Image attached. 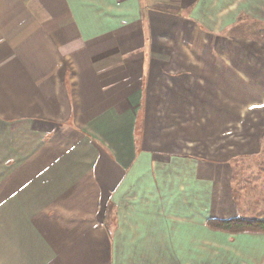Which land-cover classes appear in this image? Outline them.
<instances>
[{"label": "crops", "instance_id": "obj_1", "mask_svg": "<svg viewBox=\"0 0 264 264\" xmlns=\"http://www.w3.org/2000/svg\"><path fill=\"white\" fill-rule=\"evenodd\" d=\"M245 21L264 0H0V264H264V233L207 224L255 217Z\"/></svg>", "mask_w": 264, "mask_h": 264}, {"label": "rangeland", "instance_id": "obj_2", "mask_svg": "<svg viewBox=\"0 0 264 264\" xmlns=\"http://www.w3.org/2000/svg\"><path fill=\"white\" fill-rule=\"evenodd\" d=\"M241 26L240 33L234 37L238 40V50H233L229 43L228 56L230 61L236 62L242 59L248 66H251L257 60L262 59L264 29L261 28L263 26L248 21H245ZM240 49L243 51L242 57H240ZM262 62L264 64V59ZM263 89L264 85L261 84V90ZM260 112L264 113V108L260 109ZM231 165V186L241 213L250 217L258 216V218H254L261 219L259 217H264V147L261 148L258 158L235 160Z\"/></svg>", "mask_w": 264, "mask_h": 264}, {"label": "trees", "instance_id": "obj_3", "mask_svg": "<svg viewBox=\"0 0 264 264\" xmlns=\"http://www.w3.org/2000/svg\"><path fill=\"white\" fill-rule=\"evenodd\" d=\"M207 224L212 230L225 231L234 234L264 233V218L261 219L234 218L231 220L210 219Z\"/></svg>", "mask_w": 264, "mask_h": 264}]
</instances>
